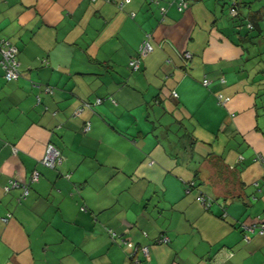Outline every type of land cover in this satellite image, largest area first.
I'll return each instance as SVG.
<instances>
[{
	"label": "crops",
	"instance_id": "obj_1",
	"mask_svg": "<svg viewBox=\"0 0 264 264\" xmlns=\"http://www.w3.org/2000/svg\"><path fill=\"white\" fill-rule=\"evenodd\" d=\"M172 1L0 0L19 71L0 67V264H131V243L149 249L135 264H264V236L239 229L264 215V0L236 19L227 0Z\"/></svg>",
	"mask_w": 264,
	"mask_h": 264
},
{
	"label": "built area",
	"instance_id": "obj_2",
	"mask_svg": "<svg viewBox=\"0 0 264 264\" xmlns=\"http://www.w3.org/2000/svg\"><path fill=\"white\" fill-rule=\"evenodd\" d=\"M106 1H111V0H106ZM129 0H125V2H128ZM144 1H149V2H156L157 0H144ZM171 4H175L177 7V10L182 11L183 9L186 8V0H173L171 2ZM122 6V3L118 4V7L120 8ZM161 14H164L165 9L161 8L160 9ZM229 15L230 16H235L236 15V11L233 9H229ZM150 38L151 36L149 34H146L143 38V40L141 41L139 47H138V52H137V58L135 60V64L133 66L134 69H137L139 66V62L140 59L143 58L144 56L148 55L149 53L152 52V46L150 44ZM17 54L18 51L16 49V47L12 44H10L9 42L5 41V40H0V55H1V60H0V65L1 68L4 72L3 75V79L6 83H11V82H15L17 80V78L19 77V71H18V62H17ZM182 58L184 60H189L191 58L190 54L184 52L182 54ZM209 83L208 79H204L202 81V84L204 86H207ZM173 95L175 96L176 94L173 93ZM218 101L220 104H224L226 102V99H223L222 96H218ZM101 100H97V103H100ZM90 130V124L87 122L84 125L83 131L84 132H88ZM40 163L47 167V168H55V166L57 164L61 163V157L59 152L57 151V149H55L53 146L48 145L45 148L43 157L40 161ZM68 177V176H66ZM38 181V173L36 171H33L30 175V183H36ZM10 189L11 188H21L22 189V194L21 197L25 198L28 195V185H20L15 181H11L10 182ZM6 188V189H9ZM196 201L198 203H200L202 206L204 207H209L211 204L209 201H211L209 198L203 196V195H197L196 196ZM241 225V229L245 230L248 233H256V231H258L257 234H262L263 233V229H264V225H262L261 223L259 224H251V225H247V224H240ZM109 234L111 236H114L115 234L112 233L111 231H109ZM246 241L248 240V236H244L243 237ZM168 239L167 238H163L161 240V243H167ZM142 255L147 258L148 257V250L147 248H142Z\"/></svg>",
	"mask_w": 264,
	"mask_h": 264
},
{
	"label": "trees",
	"instance_id": "obj_3",
	"mask_svg": "<svg viewBox=\"0 0 264 264\" xmlns=\"http://www.w3.org/2000/svg\"><path fill=\"white\" fill-rule=\"evenodd\" d=\"M227 2H229L230 3V5H229V7H228V11H229V9H233V10H235L236 11V15L235 16H230L232 19H236V18H238V16H239V8L242 6V4L241 3H238L236 0H227L226 1V3ZM225 3V4H226ZM245 19V18H244ZM244 19H242V20H244ZM245 26L247 27V29H249V30H253V29H257V22H256V19L253 17V16H251L250 17V19H245ZM0 60H1V55H0ZM0 67H1V65H0ZM3 75H4V72H3ZM4 80V79H3ZM219 102V101H218ZM210 157V156H209ZM222 162V161H221ZM221 165H222V167L225 169V171H224V173H222L223 175H227V179H228V181H229V183L232 185V183L233 184H235V183H238V177H236L237 176V172L236 173H230L229 174V170H227L228 168L226 167V166H224L223 165V163H221ZM54 169V168H53ZM229 176H231L230 178H229ZM194 178L196 179V181L198 182V177L196 176V174H194ZM253 185H254V189H255V191L257 192V193H260V192H262V191H264V165L262 166V175H261V177L258 179V180H256L254 183H253ZM29 188V187H28ZM215 188V187H214ZM186 189L187 190H193V189H196V185H194V183L193 182H190V183H188L187 185H186ZM29 190V189H28ZM233 191V190H232ZM231 190L230 191H227V192H220V193H222L223 195H224V197H231V199L232 198H237L238 196L236 195H233V192H232ZM29 193V192H28ZM198 195H203V196H205V197H207V198H209L210 200H211V198L208 196V195H205L204 193H199ZM210 202V204H212L213 203V200H211V201H209ZM211 206V205H210ZM225 206V205H224ZM204 207V206H203ZM205 209H209V207H204ZM222 218L224 217L225 218V216H226V213H225V207H223L222 208ZM242 223L243 224H247V225H253V224H259V223H261L262 225H264V215H261V216H256L255 218H253V219H251V221H249V222H246V221H242ZM242 223H239V229H240V231H241V233L243 234V237L244 236H248L247 234H248V232L246 233V231L245 230H242L241 229V225L240 224H242ZM109 231H111L112 233H114V231L113 230H111V229H109V228H107L106 229V232H107V234H108V236H109V238L111 239V241L112 242H116L118 245H120L121 247L122 246H124V245H126V242H125V240L123 239V238H121V236L120 235H117L116 233H114L115 235L114 236H111L110 234H109ZM255 232L256 233H253L254 235H258V236H264V229H263V233L262 234H257L258 233V231H256L255 230ZM246 233V234H245ZM250 234V233H249ZM141 235L143 236V237H145L146 235H145V233L144 232H141ZM167 238L166 236H164V235H159L158 237H156L155 239H153L152 240V244H154V245H160V244H167L168 242H169V240H168V242L167 243H161V240L163 239V238ZM168 239V238H167ZM142 248H147V250H148V253H149V249H148V246H142V245H138V244H134V243H131V247H130V253L128 254V259L130 260V263L131 264H135L136 262H138V263H140V261L141 260H146L147 258H145L143 255H142ZM137 254H140V257H141V259H139V257H137Z\"/></svg>",
	"mask_w": 264,
	"mask_h": 264
},
{
	"label": "rangeland",
	"instance_id": "obj_4",
	"mask_svg": "<svg viewBox=\"0 0 264 264\" xmlns=\"http://www.w3.org/2000/svg\"><path fill=\"white\" fill-rule=\"evenodd\" d=\"M225 5H226V9H225V11H227V10H228V7H229V5H230V3L227 2Z\"/></svg>",
	"mask_w": 264,
	"mask_h": 264
}]
</instances>
